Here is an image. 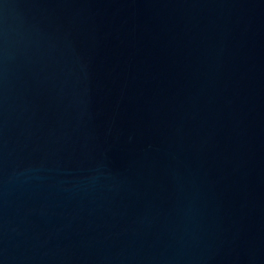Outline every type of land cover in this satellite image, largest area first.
<instances>
[{"label": "water", "instance_id": "1", "mask_svg": "<svg viewBox=\"0 0 264 264\" xmlns=\"http://www.w3.org/2000/svg\"><path fill=\"white\" fill-rule=\"evenodd\" d=\"M0 264H264V0H0Z\"/></svg>", "mask_w": 264, "mask_h": 264}]
</instances>
